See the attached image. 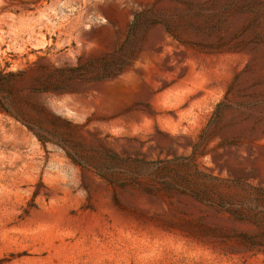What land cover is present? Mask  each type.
<instances>
[{
    "label": "rangeland",
    "instance_id": "obj_1",
    "mask_svg": "<svg viewBox=\"0 0 264 264\" xmlns=\"http://www.w3.org/2000/svg\"><path fill=\"white\" fill-rule=\"evenodd\" d=\"M0 264H264V0H0Z\"/></svg>",
    "mask_w": 264,
    "mask_h": 264
}]
</instances>
